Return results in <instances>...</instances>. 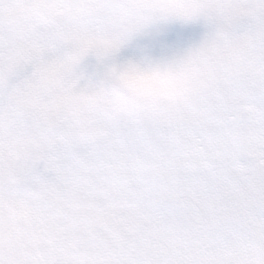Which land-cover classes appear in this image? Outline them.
<instances>
[{"label":"snow or ice","instance_id":"6c2138e0","mask_svg":"<svg viewBox=\"0 0 264 264\" xmlns=\"http://www.w3.org/2000/svg\"><path fill=\"white\" fill-rule=\"evenodd\" d=\"M0 264H264V0H0Z\"/></svg>","mask_w":264,"mask_h":264}]
</instances>
